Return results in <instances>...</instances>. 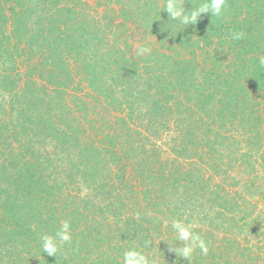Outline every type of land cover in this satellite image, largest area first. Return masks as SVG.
<instances>
[{
    "label": "trees",
    "instance_id": "trees-1",
    "mask_svg": "<svg viewBox=\"0 0 264 264\" xmlns=\"http://www.w3.org/2000/svg\"><path fill=\"white\" fill-rule=\"evenodd\" d=\"M165 6L0 0V264H264V0Z\"/></svg>",
    "mask_w": 264,
    "mask_h": 264
},
{
    "label": "clouds",
    "instance_id": "clouds-1",
    "mask_svg": "<svg viewBox=\"0 0 264 264\" xmlns=\"http://www.w3.org/2000/svg\"><path fill=\"white\" fill-rule=\"evenodd\" d=\"M226 6V0H205L198 8H192L191 11H185V7L179 5V0H166L165 11L169 14L171 20L179 21L184 25H195L198 23L202 14L211 13L212 16H222ZM244 37L243 32H233L231 39L240 40ZM151 52L148 47H141L139 54L144 55ZM259 64L264 66V56L259 57ZM197 225L185 224L182 221L174 220L172 228L175 230L178 241L182 242V246L172 249L180 257L189 261L190 257L199 249L203 255H207L209 249L206 241L195 231ZM72 240L71 226L67 221L61 223L60 229L55 236L43 235L41 237L43 253L49 256H56L62 244L70 243ZM123 264H150L148 257L141 251L129 249L123 253Z\"/></svg>",
    "mask_w": 264,
    "mask_h": 264
},
{
    "label": "rangeland",
    "instance_id": "rangeland-1",
    "mask_svg": "<svg viewBox=\"0 0 264 264\" xmlns=\"http://www.w3.org/2000/svg\"><path fill=\"white\" fill-rule=\"evenodd\" d=\"M244 174H242L241 172L240 173H238V174H233V176L234 177H237V180H241V178H243L244 176H243Z\"/></svg>",
    "mask_w": 264,
    "mask_h": 264
}]
</instances>
